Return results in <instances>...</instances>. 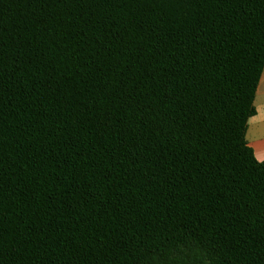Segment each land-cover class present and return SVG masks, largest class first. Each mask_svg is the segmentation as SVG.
I'll return each mask as SVG.
<instances>
[{
	"label": "trees",
	"instance_id": "16d2710c",
	"mask_svg": "<svg viewBox=\"0 0 264 264\" xmlns=\"http://www.w3.org/2000/svg\"><path fill=\"white\" fill-rule=\"evenodd\" d=\"M263 73L264 0H0V264H264Z\"/></svg>",
	"mask_w": 264,
	"mask_h": 264
},
{
	"label": "crops",
	"instance_id": "0c3cea01",
	"mask_svg": "<svg viewBox=\"0 0 264 264\" xmlns=\"http://www.w3.org/2000/svg\"><path fill=\"white\" fill-rule=\"evenodd\" d=\"M262 82H264V73L255 99L257 114L250 119L246 135L248 145L253 150L258 162H264V108L260 104V85Z\"/></svg>",
	"mask_w": 264,
	"mask_h": 264
},
{
	"label": "rangeland",
	"instance_id": "374dc122",
	"mask_svg": "<svg viewBox=\"0 0 264 264\" xmlns=\"http://www.w3.org/2000/svg\"><path fill=\"white\" fill-rule=\"evenodd\" d=\"M171 264H209V260L203 253H186L176 257Z\"/></svg>",
	"mask_w": 264,
	"mask_h": 264
},
{
	"label": "snow or ice",
	"instance_id": "6c2138e0",
	"mask_svg": "<svg viewBox=\"0 0 264 264\" xmlns=\"http://www.w3.org/2000/svg\"><path fill=\"white\" fill-rule=\"evenodd\" d=\"M260 104L261 107L264 108V82L260 85Z\"/></svg>",
	"mask_w": 264,
	"mask_h": 264
}]
</instances>
